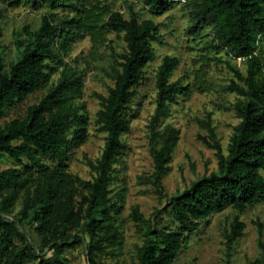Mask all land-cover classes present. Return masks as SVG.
Segmentation results:
<instances>
[{"label": "trees", "instance_id": "obj_1", "mask_svg": "<svg viewBox=\"0 0 264 264\" xmlns=\"http://www.w3.org/2000/svg\"><path fill=\"white\" fill-rule=\"evenodd\" d=\"M6 1L33 9L44 6L51 12L41 17L36 29L23 27L16 33L19 53L7 68L0 56V118L9 105L46 89L37 103L27 107L24 117L0 126V159L8 156L19 165L0 170V264H71L66 252L77 246L82 247L88 264H104L97 258L123 242L115 219L124 188L113 193L110 186L116 179L115 164L126 148L122 135L129 130L130 103L145 67L155 59L152 43L160 38L158 24L152 19L140 20L132 7L125 17L99 1ZM139 1L152 12L182 2L191 33L199 36L208 29L209 48L246 62L245 73L232 67L238 81L231 80L227 86L238 95L227 109L235 111L239 122L233 127L226 152L211 120L201 121L209 137L202 139L214 150L216 170L172 195L162 208L176 227L166 229L161 226L162 218L152 221L136 205L130 209L128 216L143 238L135 247V264H171L189 235L211 214L226 207L242 212L264 202V0ZM60 8L74 15L62 17L54 12ZM85 32L94 39L114 32L125 42V50L103 68L113 85L105 96L95 93L100 101L96 123L105 137L98 158L84 156L93 172L89 179L68 169V160L88 137L87 115L76 103L82 96L83 76L63 67L58 78L51 80L61 64V54ZM177 65V57L165 56L158 67L156 106L149 123L154 171L142 179L159 194L178 140L174 126L161 124L170 113V104L192 90L190 83L170 81ZM201 74L196 73V86L205 89ZM17 203L20 208L14 213ZM244 228L245 223L234 215L226 233L229 248ZM260 245L263 257L248 264H264V242Z\"/></svg>", "mask_w": 264, "mask_h": 264}, {"label": "rangeland", "instance_id": "obj_2", "mask_svg": "<svg viewBox=\"0 0 264 264\" xmlns=\"http://www.w3.org/2000/svg\"><path fill=\"white\" fill-rule=\"evenodd\" d=\"M92 1L106 4L112 10H120L125 17L129 16V7H132L140 20L152 19L159 27L160 38L152 43L155 59L145 67L143 78L130 103L129 130L122 135L126 148L115 164L116 179L110 186L113 193L124 188L122 207L115 219V224L123 234V242L111 253L97 258V261L104 264H135V247L142 244L143 238L134 221L128 216L131 207L138 206L140 212L152 221L162 218L161 226L168 230L176 227L162 208L172 195L182 192L202 175L216 170L214 150L202 139L205 137L209 140V137L201 121L211 120L216 137L226 152L233 127L239 122L235 111L227 109L238 99V95L228 91L227 86L231 80L238 81L232 67L245 73L246 62L244 59L230 58L224 51L217 52L209 48L208 29L203 30L199 36L191 33L188 11L182 2H175L166 10L152 12L139 0ZM49 12L51 10L44 6L33 9L25 5L12 6L6 0H0V56L4 59L6 68L19 53L16 33L23 27L36 29L40 25L41 17ZM54 12L62 17L74 15V12L62 8ZM25 35L22 32V37ZM261 46L264 54V38ZM124 50L122 35L107 32L101 38L94 39L85 32L70 43L67 52L61 54V64L51 76V80L55 81L63 67L74 69L83 76L82 96L76 103L87 115L88 137L68 160V169L84 179L93 175L84 156L92 160L98 158L105 137V133L96 123L100 101L95 93L107 95L113 81L104 74L103 68H107L112 57H118ZM165 56L178 58V65L170 81L190 83L192 90L188 95H179L170 104V113L161 124L174 126L178 140L169 170L162 180L163 193L159 194L152 184H145L142 177L150 176L154 171L149 123L156 106V74ZM198 71H202L201 78L205 82V89L196 86ZM45 90L39 89L23 100L9 105L4 116L0 118V126L14 118L24 117L27 107L37 103ZM8 167L19 165L10 157L4 156L0 159V170ZM19 208L20 203H17L14 213ZM234 215H238L245 223V228L242 236L229 248L226 233ZM261 242H264V202L254 203L242 212L226 207L200 223L171 264H248L256 257H263ZM66 255L71 264H88L81 246L68 250Z\"/></svg>", "mask_w": 264, "mask_h": 264}]
</instances>
